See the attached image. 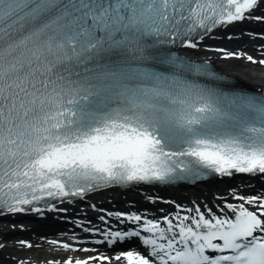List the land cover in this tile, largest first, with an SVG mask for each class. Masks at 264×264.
I'll use <instances>...</instances> for the list:
<instances>
[{"label": "snow or ice", "instance_id": "snow-or-ice-1", "mask_svg": "<svg viewBox=\"0 0 264 264\" xmlns=\"http://www.w3.org/2000/svg\"><path fill=\"white\" fill-rule=\"evenodd\" d=\"M258 12L264 0H0V215L55 212L49 201L110 186L264 179V95L222 92L207 62L173 54L194 55L218 28L264 22ZM210 50L264 66V45L259 60ZM232 198L218 213L177 206L163 226L109 213L129 227L95 243L136 239L146 254L75 264H264V193Z\"/></svg>", "mask_w": 264, "mask_h": 264}, {"label": "bare ground", "instance_id": "bare-ground-1", "mask_svg": "<svg viewBox=\"0 0 264 264\" xmlns=\"http://www.w3.org/2000/svg\"><path fill=\"white\" fill-rule=\"evenodd\" d=\"M257 15H264L258 12ZM264 22H257L255 20H245L241 23H236L228 26L226 29L218 30L206 37L203 40L202 46L196 50L194 55H189L192 60H201L213 65L222 73L232 77L239 83L256 87L264 90V66L259 63L251 64L244 59L234 60L221 58V53L212 51L210 49L223 48L229 51H245L253 55L259 60L261 57L258 54L257 46L264 45V32L260 29L264 28ZM260 30V31H258ZM248 33L258 34L256 39L250 38ZM232 36V39H228ZM232 41L228 43L227 41ZM191 50L185 49L189 53ZM264 180V179H263ZM259 188L255 186L242 185L246 183H232L229 180H219L212 183L204 184L197 188V190H185L184 188H172L171 192H164L154 189H139L116 192L108 191L101 194H96L87 199L83 204L73 202L65 206L70 212L68 217L74 219H86L89 225H85L87 229L98 230L101 232L102 226H110L111 224L120 225L121 222L109 219V214L104 213H124L130 212L140 214L143 218H151L159 220L163 225V217L169 216L173 218L180 208H194L201 207L204 211L206 207H211L214 212H219V208L223 203L233 202L238 203L232 198L233 192L238 191L245 196H250L258 193H264V182L261 180H254ZM109 200L108 202H104ZM135 202V205H133ZM104 205L106 208L102 210H94L95 214L92 217L87 211L86 206L90 204L92 207ZM143 204V207L141 206ZM177 206H180L178 208ZM250 210H251V206ZM122 208V209H121ZM153 213L154 215L151 216ZM186 214L180 212V215ZM104 216L108 220H101ZM175 222V221H174ZM100 223V224H99ZM56 225L48 221V218L38 219L36 217H13L0 219V264H66L68 260L75 261L89 259V255H80L72 253L69 258L63 259L65 255L62 251L65 249L59 248V245L53 243L54 241H65L71 246L76 245L74 230L56 229ZM61 226H70L68 223L61 224ZM60 226V227H61ZM108 228V227H107ZM115 228V227H113ZM103 231V230H102ZM62 232H68L62 234ZM22 242L32 245L31 248L22 246ZM112 264H118L112 261ZM119 264H126V262H119Z\"/></svg>", "mask_w": 264, "mask_h": 264}, {"label": "rangeland", "instance_id": "rangeland-1", "mask_svg": "<svg viewBox=\"0 0 264 264\" xmlns=\"http://www.w3.org/2000/svg\"><path fill=\"white\" fill-rule=\"evenodd\" d=\"M109 255H113V254H109Z\"/></svg>", "mask_w": 264, "mask_h": 264}]
</instances>
